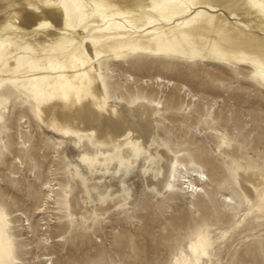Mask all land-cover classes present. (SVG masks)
Listing matches in <instances>:
<instances>
[{"label":"rangeland","instance_id":"1","mask_svg":"<svg viewBox=\"0 0 264 264\" xmlns=\"http://www.w3.org/2000/svg\"><path fill=\"white\" fill-rule=\"evenodd\" d=\"M237 63L209 54L184 62L136 53L120 61V71L113 74V80L124 82L129 73L127 87L148 92L155 89L150 83L142 85V78L152 81L158 75L171 81L159 90L155 104L175 130L158 125L157 134L187 168L207 174L205 192L194 205L182 189L174 193L165 186L157 193L148 188L147 177L159 171L151 155L141 153L127 170L108 162L90 169L86 157L100 156L86 140L47 126L36 116L32 101L16 97L4 101L0 211L19 235L14 238L18 264H172L202 232L213 241L210 259L203 264H264V213L251 215L246 202L235 213L223 196L242 199L230 159L222 153V138L237 145L245 158L263 165L264 85L248 63ZM181 84L200 100L182 99L183 92L174 88ZM123 93L127 94L125 88ZM169 94L178 95L176 103L168 101ZM205 121L211 124L205 137L193 136L182 124ZM174 132L184 134L176 138ZM103 152L107 156L113 151ZM76 175L86 196L70 206ZM51 180L57 190L47 199L45 184ZM118 196L121 200L114 202Z\"/></svg>","mask_w":264,"mask_h":264},{"label":"bare ground","instance_id":"2","mask_svg":"<svg viewBox=\"0 0 264 264\" xmlns=\"http://www.w3.org/2000/svg\"><path fill=\"white\" fill-rule=\"evenodd\" d=\"M136 53L184 62L209 54L232 64L248 63L264 85V0H0V111L11 97L32 101L42 122L61 134L76 133L104 159L86 157L90 169L108 162L127 170L141 153L149 154L159 171L147 177L148 188L157 193L165 186L174 193L182 189L194 205L205 192L207 174L187 168L157 134L158 125L175 130L155 104L159 90L171 81L158 75L152 81L142 78V85L155 89L148 92L127 87L129 73L124 82L113 80L120 61ZM174 88L183 92L182 99L200 100L183 84ZM178 99L168 96L171 103ZM182 124L200 137L211 127L207 121ZM222 142L242 194L239 201L223 195L224 201L235 213L243 202L251 215L264 213V153L258 166L237 145L225 138ZM109 149L113 152L105 156L103 150ZM73 181L70 206L86 196L81 178L76 175ZM45 188L47 199L57 190L52 180ZM119 200L121 196L114 202ZM13 228L0 211V264H18L14 238L19 235ZM212 246L208 233H199L172 264H203Z\"/></svg>","mask_w":264,"mask_h":264}]
</instances>
